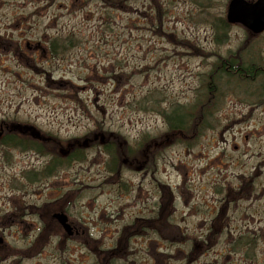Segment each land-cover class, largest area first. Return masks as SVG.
Instances as JSON below:
<instances>
[{
    "label": "rangeland",
    "instance_id": "1",
    "mask_svg": "<svg viewBox=\"0 0 264 264\" xmlns=\"http://www.w3.org/2000/svg\"><path fill=\"white\" fill-rule=\"evenodd\" d=\"M231 1L0 0V124L32 126L64 144L87 142L86 157L72 163L73 187L57 192L58 204L74 191V218L100 222L96 230L105 234L92 232L101 250L117 247L110 256L117 264H130L132 252L141 258L147 249L153 264H264V100L250 96L261 80L213 81L209 126L191 147L182 142L159 150L152 175V167L123 168L116 180L107 173L108 155L94 147L115 134L122 145L162 138L168 124L161 112L178 105H195L198 112L221 59L240 54L246 62L264 61V32L250 37L242 25L227 23ZM221 21L227 38L216 29ZM71 36L62 58L46 60L47 49L35 45ZM16 43L33 45L23 52ZM94 132L100 137H91ZM69 168L59 172L65 176ZM148 194L154 231L147 238L144 226L127 228L129 244L121 249L125 225L135 221ZM168 198L174 219H158ZM76 224L80 237L57 242L56 257H25L23 264H82L79 246L83 257L89 254L83 264H94L99 243Z\"/></svg>",
    "mask_w": 264,
    "mask_h": 264
},
{
    "label": "flooded vegetation",
    "instance_id": "2",
    "mask_svg": "<svg viewBox=\"0 0 264 264\" xmlns=\"http://www.w3.org/2000/svg\"><path fill=\"white\" fill-rule=\"evenodd\" d=\"M1 45L5 47L4 44ZM2 61L0 54V64ZM36 131V128L27 125L0 124V264H22L25 257H56L57 242L62 240L70 243L78 240L81 235L80 227L76 224L79 220L76 219L77 222L74 223L73 209H70L74 191L66 194L67 203L60 207L57 195V192L69 191L74 184L73 141L69 140L64 144L51 135L46 136L40 132L43 135L40 136ZM63 166L70 167L65 170V176L59 172ZM144 167L146 172L151 170L149 161ZM150 174L152 175V171ZM119 175L120 171L116 180L120 179ZM152 198L153 195L148 194L135 221L125 225L127 242L131 236L130 232L126 233L127 228L144 226V234L141 235L147 238L152 233L154 210L148 204ZM58 213H63L68 219L70 229L66 233L58 224ZM96 224L100 225V222L89 217L83 224L86 232L82 231V235L89 238L91 228L95 233L99 232L97 234H105L103 229L96 230ZM139 234L138 231L134 232L136 236ZM101 241H97L99 246ZM118 243L120 245L121 241ZM99 246V252L95 250V259L105 257H101L105 251ZM70 250L72 251L71 247ZM145 253L148 256L149 250Z\"/></svg>",
    "mask_w": 264,
    "mask_h": 264
},
{
    "label": "trees",
    "instance_id": "3",
    "mask_svg": "<svg viewBox=\"0 0 264 264\" xmlns=\"http://www.w3.org/2000/svg\"><path fill=\"white\" fill-rule=\"evenodd\" d=\"M221 25H215L216 29L219 31H222V37L227 38V25L225 21L220 22ZM250 35V34H249ZM254 36V35H250ZM219 34L217 36V39L219 41ZM73 37L69 38H55V39H50L48 41V45L44 44L42 41H39L37 44H35L39 49L40 48H46L48 53L50 54V58L47 57L46 55V60H52L57 57H64L69 49L70 46L73 44ZM217 41V42H218ZM218 43H222L221 40ZM248 42L246 41L244 47L247 48ZM33 45V44H31ZM26 47V48H25ZM48 47V48H47ZM21 50L24 52L25 49L29 50L28 44L25 45L23 44L21 47ZM22 55L19 57L21 58ZM45 57V56H44ZM245 57V56H244ZM244 57H240V54L237 56H234L233 58H228V59H221V61L215 66L214 71L209 75V80L207 81L208 85L213 84V81H217L218 78L222 77H228L229 79H233L237 82H243L245 83H255L257 80H261V83H259V87L257 88V92H254L251 95L253 97L259 100L263 99L264 100V61L262 57L257 60H251L250 62H246ZM37 59V63L42 64L43 63V58H35ZM40 59V60H39ZM257 82V84H258ZM216 87L217 83L215 82ZM215 88L214 85H211L208 87V91L212 92L213 89ZM246 90V87L245 89ZM210 96L208 97V101L205 102L204 104L202 103L199 106L198 112L195 111L196 107L191 106V107H184L181 105H178L174 108L171 109L170 112H167L166 110H163L161 113L163 117L165 118L168 128L164 136L162 138H155L153 140L147 139L146 141L142 142H136L134 145L130 144L128 141H124V145H122L119 142L120 136L117 134L112 135L111 138L109 139L108 143L103 145V149L108 153L111 157L110 161V168L112 171L117 170V163H119L120 166H124L128 169H138L140 167H143L147 161H149V165L151 164L152 167V173H156V161L158 160L159 156V150L163 148L164 150L168 149L170 145L173 143L176 144H181L182 142L184 144H187L188 147H191L193 143H195L199 137V133L202 129L205 127L209 126L208 124V118L212 117V112L209 111L211 108V104H213V92L209 93ZM200 103V102H199ZM215 105V104H214ZM152 110L158 111V107H152ZM160 112V111H158ZM97 133H92L90 134L91 137L95 136ZM100 137V136H99ZM108 139V138H107ZM121 139V138H120ZM154 143L153 147L154 150H157V152H154V154H150L151 150H149V147L151 144ZM96 146H100V144H97ZM121 146V147H120ZM122 146H125L122 147ZM135 146V147H134ZM83 152H81L82 154ZM77 156H75L76 159ZM85 158V155L82 157V159ZM166 187L167 190H170L168 186H163ZM165 208L170 205V198L165 202ZM159 218L161 219L163 217H166V215L163 212H159L158 214ZM155 219V218H154ZM153 228V227H152ZM248 244L249 242H245ZM82 246H79L78 250L81 249ZM98 251V250H97ZM99 252V251H98ZM70 256H73L74 251H68ZM116 253V249H110L108 250L103 256V259H98L96 258V264H112L108 259L110 256H113V254ZM78 254V253H77ZM74 257V256H73ZM70 260V259H69ZM76 260L78 262H84L83 257H80L79 254L76 257ZM110 260H113L110 258ZM73 262V261H72Z\"/></svg>",
    "mask_w": 264,
    "mask_h": 264
},
{
    "label": "water",
    "instance_id": "4",
    "mask_svg": "<svg viewBox=\"0 0 264 264\" xmlns=\"http://www.w3.org/2000/svg\"><path fill=\"white\" fill-rule=\"evenodd\" d=\"M227 21L239 24L255 35L264 32V0H232L228 5ZM65 219L62 220V223Z\"/></svg>",
    "mask_w": 264,
    "mask_h": 264
}]
</instances>
